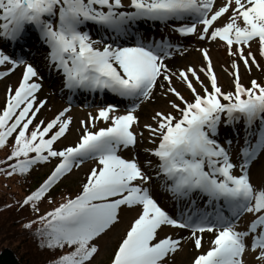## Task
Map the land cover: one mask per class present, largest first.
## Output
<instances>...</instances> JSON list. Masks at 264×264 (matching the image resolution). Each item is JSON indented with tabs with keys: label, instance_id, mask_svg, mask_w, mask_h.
Masks as SVG:
<instances>
[{
	"label": "snow or ice",
	"instance_id": "6c2138e0",
	"mask_svg": "<svg viewBox=\"0 0 264 264\" xmlns=\"http://www.w3.org/2000/svg\"><path fill=\"white\" fill-rule=\"evenodd\" d=\"M170 21L179 37L222 42L228 90L208 47L197 49L199 68L170 67L190 49L139 31L141 24ZM262 62L264 0H0V78L22 67L0 108V150H7L0 175L26 177L56 161L16 201L34 215L22 227L52 253L47 264H94L98 241L134 209L107 264H171L185 245L195 250L190 264H247L249 251L264 264V81L241 79V65L264 73ZM45 73L68 93L67 106L47 122L36 119L47 104L38 99ZM158 90L170 110H154L141 126L138 113L156 102ZM78 93H99L102 102L73 130L69 113ZM145 140L150 146L142 147ZM86 161L93 163L78 190L40 214L45 199L54 203L51 190ZM154 191L170 197L174 212ZM245 214L253 219L241 228Z\"/></svg>",
	"mask_w": 264,
	"mask_h": 264
},
{
	"label": "rangeland",
	"instance_id": "374dc122",
	"mask_svg": "<svg viewBox=\"0 0 264 264\" xmlns=\"http://www.w3.org/2000/svg\"><path fill=\"white\" fill-rule=\"evenodd\" d=\"M126 3L127 0H124ZM158 31V34H156V31L153 32H145L146 34L142 33L145 37H172L174 38V33L171 31V28L168 25L163 26L162 29H156ZM93 38H96L95 33L93 34ZM171 40V39H170ZM173 43H180L183 45V47H187L190 49L189 53L186 54L183 58L179 57V54H177L176 58L173 60L168 61V64L170 67H183L186 64H191L194 67L199 68L201 64V59L199 58L200 54L197 51L198 48L201 46L208 47L210 49V55L212 58V63L215 68L216 75L219 80V84L225 89H229V82L230 78L228 77L227 73L224 71V68H227L229 65V58L224 50L223 47H221L222 42L217 40L215 43L210 41H204V42H198L194 37H188V38H182V39H173L171 40ZM5 51L9 52L11 51L4 46ZM252 51L256 52V45H253ZM13 55V54H12ZM257 59H259V56H257ZM264 63V62H262ZM0 70H3L0 68ZM22 75V67H18L16 70H14L12 73L7 75L6 77L0 78V106L5 102L6 99V89L8 85H11L13 88L18 83V80L20 79ZM201 79H205L203 74L201 73ZM45 81L44 86L42 90L38 93V99H45L47 100V104L41 109V111L38 113L37 121L40 119L45 120L47 122L48 119H51L59 110H61L63 107L67 106L68 103V93L65 91L63 93L59 90V78H50L47 76V73L45 75ZM255 78L258 81H264V73L256 70L253 68L251 73H247L243 66L241 65V79L242 82L247 84V82ZM174 85L177 87L181 93L188 98L189 92L188 90L181 85L179 82L174 81ZM103 100L106 102V98H103ZM102 102L101 97H88L87 99H83L81 96H73L72 98V109L70 111V115L73 116V125L72 128L75 130L78 127V121L80 119H84L87 112L94 111L95 107ZM154 110H163V111H169L170 109L167 107V101L163 97L159 96V90L157 91V100L153 104H145L142 109L139 111L140 120H141V126L145 122L150 121V116L153 113ZM224 131L222 129L221 133V139H224ZM147 136V132L145 131V137ZM75 138V133L70 132L68 134V140H72ZM233 140V159L235 160L236 151L239 147L236 143V137H231ZM68 140L61 141V143H67ZM147 140L144 141L142 147H148ZM138 151H140L138 149ZM123 155L127 156L128 153H123ZM145 158V155L142 151H140V159L143 161ZM56 161H52L47 165H40L35 168L33 172V175L40 176L43 172L48 170L49 166L55 165ZM91 161H86L79 169H73V171L70 174H67L65 177L61 179V181L58 183L57 188H68L69 186H72L75 182H77L80 177L85 175L88 170H90L92 166ZM253 183H260V178L256 173V170H253ZM3 188V187H2ZM63 188V189H64ZM20 190L19 187L14 186V184H9L8 190L6 191L9 194L10 192H18ZM154 196L158 200V202L165 207L170 212H174L175 210V204L171 201L170 197L164 193L163 191H154ZM16 197V196H15ZM8 197L6 198V201H8ZM136 210H132L130 212H127L124 215V219L120 225H118L115 229H113L111 232H109L107 235L101 237V239L98 241L100 245V252L96 256V260L94 261V264H103L109 256L110 250L115 247L116 242L118 240V237L122 234L124 228L127 226L128 221L134 217ZM253 219V216L251 214H245L240 222V227L244 228L246 224ZM4 218H0V241L2 238V242L4 243V234L5 229L7 228L6 225L4 226ZM180 235H188L186 231L180 232ZM208 237H205V240L207 241ZM11 244V243H9ZM205 247H207V244H205ZM31 250H34L31 248ZM32 252V251H31ZM195 254V250L191 247V245H185L183 251H178L174 257L172 258L171 264H190V261L192 257ZM256 253L253 251H249L245 255V259L247 264H259V261L255 259Z\"/></svg>",
	"mask_w": 264,
	"mask_h": 264
},
{
	"label": "trees",
	"instance_id": "16d2710c",
	"mask_svg": "<svg viewBox=\"0 0 264 264\" xmlns=\"http://www.w3.org/2000/svg\"><path fill=\"white\" fill-rule=\"evenodd\" d=\"M6 152V149L0 150V159L4 158ZM42 176V174L40 176H35L32 171L31 174L26 177L17 175L11 178H6L0 175V218L5 219L3 225H6L7 227L4 234L5 242H2V238L0 241V264H47L52 255L49 251L38 247L37 241L32 235L31 230H26L22 227L26 221L34 219L30 207L21 208L16 203V201L22 200L25 195L42 182ZM81 182L82 179L79 182V185ZM9 184H14V186L19 187L20 190L16 193H7L6 195ZM79 185L77 184L76 187L79 188ZM78 188L75 190H60L59 188L54 190L51 193L54 203L49 204L45 199L39 205L40 214L53 207L55 203L60 202L63 194L75 193ZM7 197L9 198L8 201H6ZM5 205L10 206L5 207ZM31 248L34 250H31ZM103 264H107V262H104Z\"/></svg>",
	"mask_w": 264,
	"mask_h": 264
},
{
	"label": "bare ground",
	"instance_id": "6f19581e",
	"mask_svg": "<svg viewBox=\"0 0 264 264\" xmlns=\"http://www.w3.org/2000/svg\"><path fill=\"white\" fill-rule=\"evenodd\" d=\"M45 78H47V77H45ZM205 237H208L207 234L205 235Z\"/></svg>",
	"mask_w": 264,
	"mask_h": 264
}]
</instances>
